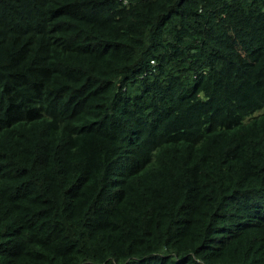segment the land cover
<instances>
[{"label":"trees","instance_id":"trees-1","mask_svg":"<svg viewBox=\"0 0 264 264\" xmlns=\"http://www.w3.org/2000/svg\"><path fill=\"white\" fill-rule=\"evenodd\" d=\"M0 264H264V0H0Z\"/></svg>","mask_w":264,"mask_h":264}]
</instances>
